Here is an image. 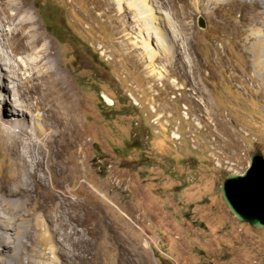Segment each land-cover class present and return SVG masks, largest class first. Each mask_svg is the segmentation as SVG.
Returning <instances> with one entry per match:
<instances>
[{
  "label": "rangeland",
  "instance_id": "obj_1",
  "mask_svg": "<svg viewBox=\"0 0 264 264\" xmlns=\"http://www.w3.org/2000/svg\"><path fill=\"white\" fill-rule=\"evenodd\" d=\"M27 1L79 100L82 137L61 147L77 165L57 176L55 191L99 207L88 226L102 231L106 262L115 248L110 264H264V228L238 220L220 192L252 153L264 157V90L248 39L264 4ZM148 9L160 17L162 40L148 32ZM43 156L47 172L55 158ZM11 161L0 148V178L19 172ZM111 218L119 228H108Z\"/></svg>",
  "mask_w": 264,
  "mask_h": 264
},
{
  "label": "bare ground",
  "instance_id": "obj_2",
  "mask_svg": "<svg viewBox=\"0 0 264 264\" xmlns=\"http://www.w3.org/2000/svg\"><path fill=\"white\" fill-rule=\"evenodd\" d=\"M28 3L0 0V148L19 168L16 175L0 178V259L6 264H57L65 257L62 264H110L116 249L110 248L106 262L107 249L98 242L102 231L98 224L88 226L95 216L91 206L99 207L70 204L74 200L65 190L55 191L61 188L57 176L77 165L73 155H61V147L74 148L82 137L79 100L65 67L52 61L57 56L55 46L45 40ZM117 3L125 4L122 0ZM141 5H145L143 0ZM148 12L152 21L148 32L161 39L164 30L156 24L160 17L153 9ZM98 14L100 17L102 12ZM250 19L263 24L251 27L248 39L249 61L260 76V90H264V10ZM167 38L163 47L169 43ZM142 45L150 59L156 57L155 47L147 42ZM150 70L158 79L164 78L162 68ZM45 154L55 158L48 159L47 172ZM107 225L120 226L112 218Z\"/></svg>",
  "mask_w": 264,
  "mask_h": 264
},
{
  "label": "water",
  "instance_id": "obj_3",
  "mask_svg": "<svg viewBox=\"0 0 264 264\" xmlns=\"http://www.w3.org/2000/svg\"><path fill=\"white\" fill-rule=\"evenodd\" d=\"M106 102H110L106 99ZM264 157L260 152L250 155L247 168L227 174L220 192L230 212L254 228H264Z\"/></svg>",
  "mask_w": 264,
  "mask_h": 264
}]
</instances>
